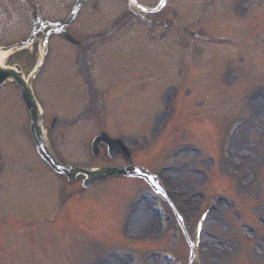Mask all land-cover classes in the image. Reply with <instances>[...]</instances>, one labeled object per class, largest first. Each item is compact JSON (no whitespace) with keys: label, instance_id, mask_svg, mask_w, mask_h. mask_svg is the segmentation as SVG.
Instances as JSON below:
<instances>
[{"label":"rangeland","instance_id":"1","mask_svg":"<svg viewBox=\"0 0 264 264\" xmlns=\"http://www.w3.org/2000/svg\"><path fill=\"white\" fill-rule=\"evenodd\" d=\"M34 1L36 2L35 6L31 0V4L28 5L32 8L33 14L40 13L50 17H61L67 15L70 10V5L66 4L64 0ZM156 1L142 0L148 6L156 4ZM4 2H6L4 9L8 12L6 18L10 22L4 32L11 35V37L6 38L8 42H11L21 37L19 35L21 31L17 27L20 21L26 20L28 7L24 8L21 3L13 0H4ZM182 2L185 3L186 0ZM195 4L194 8L188 11L185 6L182 8L179 3L174 2L158 16H145L120 12L121 4L119 2L98 0L96 7L85 11L83 14L85 25H82V30L77 33L84 39H94L99 34L109 32L126 18H131L130 23H134V25L121 24L120 30H114L115 33L121 34L127 29L129 30L131 26L133 33L146 27L149 34H154L155 31H150L149 25L145 21L150 20L149 23L151 24L159 20L158 18L167 16L176 24L180 23V26L193 29L196 37L190 38L177 32L178 30L171 26L169 30L160 33L161 37H165L162 42L155 38L145 42L142 39L143 36L137 38L135 45L139 52L149 53L146 51L152 49L149 48V44H155L156 48L157 45L159 46L158 49L151 50L152 57H149L147 65L143 58L145 64L142 66L146 65L144 68L137 63L142 58L135 60L134 63L133 70L135 72L137 69L146 70L143 76L149 81L135 83L132 89L129 88L131 90L127 94H123L124 91L120 94L119 91L113 93L110 97L112 101L109 108L107 107L108 115H102L103 95L108 88L103 84L101 77L94 74L97 66H95L96 56L93 53V48L96 46L92 45L88 51V56H84L83 60L85 64L88 60V64L93 66L92 75L94 74L95 77L92 76V78L95 79L96 96L99 98L98 100H84V104L80 105L74 116L84 120L80 126L84 127L85 138L94 132L97 123L108 118L107 123L110 119L113 124L118 123V126L127 129V133H124L123 130L120 133L113 132V134L125 135L128 143L133 147H138L137 149H142L149 143L153 144L152 142H159L151 150L150 155L144 154L142 156L143 161L148 162L153 157L156 158L150 171H154V168L158 167L165 170L172 167L180 169L175 173L171 170L168 171L167 175L172 179L169 189L187 192L188 196L176 198V202L170 203L175 207L177 201L183 202L187 209L188 204L186 205L185 202L188 198L192 200L189 212L191 216H187L184 221L185 231L190 227L192 237L186 235L184 228H181L183 232L179 231L174 218L173 222L170 223L169 230L165 232V236L157 237L154 234L152 237L142 236L140 238L144 239L141 240L136 234L127 233L129 237L126 234L125 222L131 212V205L142 188H138L139 182H128L129 185L126 187L124 186L125 183L119 182L110 187H117L118 193L115 195L111 190L110 197L103 194L101 199V193L95 197L99 202L116 201L117 205H120L114 211L111 209L108 211L115 216V222L117 218V224L114 225L111 222L110 226L117 227L114 229H117L121 234L120 240L107 242L105 237H102L101 240L95 235L98 233H92L91 224H99L102 228L108 226V223L103 226L104 219L99 220L100 217L105 216L104 213L107 211L108 205L105 204V209L101 204L103 213L85 221L90 228L83 227L84 222H81L80 227L71 226L67 229L66 234L59 236L41 231L39 233L40 242L37 239L39 247L35 248L34 246L29 257L19 259L11 264H110L109 261L105 262L106 259H111L110 256L118 254L129 256L134 264H142L148 255L152 256L155 252L159 254L175 252L188 261V241L193 238L194 225L198 215L204 208L211 205L212 199L222 197L225 198L226 204L223 203V205L226 208L224 207L225 209L222 208L221 211L213 214L214 216L207 224L205 235L215 241L216 248L220 249L219 246L222 243H230L235 250L232 251L233 254L226 255V258L221 261L217 260V254H206L205 252V255L203 254L204 264H264V251L258 248V243L264 240V124L261 122V118L251 116L252 111L250 110L254 98L264 97V31L261 35L254 33V31L258 32L260 27L264 28V0H196ZM176 8L179 9L177 17ZM187 13L190 14L187 15ZM14 17L16 22H14ZM253 19L257 20L256 26L251 25ZM95 32L99 33L94 35ZM128 34L136 38L131 32L121 34V36L124 37ZM168 38H174V41L178 43L177 48L173 51H168L162 46V43ZM232 38L240 41V45L230 44ZM218 41L221 44H217ZM143 42L144 48L140 46ZM228 44L231 45V48L227 47ZM42 47L41 45L40 48ZM60 50L62 49L52 45V51L56 55H61ZM64 55L68 64L78 65V50L74 49L72 55L69 52ZM173 59L175 60L174 65L168 64L170 68H164L162 72L154 66L158 62L164 64V61H168L169 63ZM187 66L198 70L196 74L193 73L196 78L199 77L198 80L194 81L192 90L195 96L202 92V98L187 102L184 99H181L184 101L177 99L183 107L184 117H188L189 120L186 123L180 119L175 122L169 129V141L164 146V138L161 141L155 137L161 127L158 120L160 118L166 119L170 114L172 115L173 104L177 103L175 100L177 96L173 90L164 88V85L158 87L151 80L164 79L172 82L178 91L184 92L186 88L185 93H189L187 85H184L185 79L183 80ZM193 74L188 79V87H190L189 82L194 77ZM213 75L218 79H213ZM220 85L222 86L220 87ZM171 87L174 86L167 88ZM211 91L213 95L208 99V92ZM16 97L17 95L9 90L8 85L0 90V120H5V123L10 125L5 130L6 133L8 129L9 131L14 129L12 128L14 122L11 121V114L14 113L13 118L20 116L17 108L11 109L12 106H15L12 100H18ZM173 98L174 100H172ZM65 101V104L71 102V100ZM46 102L48 101L46 100ZM60 105H64V103ZM6 110L7 112H5ZM193 112H198V116H194V114L190 118ZM71 114L73 113L65 108L64 113L61 111L60 117H72ZM250 118L252 123L246 130V146L251 148L253 156L259 160V165L257 168L245 166L244 169L249 175L244 179L242 178L243 169L238 171L234 166H230L228 169L222 167V139L231 125L235 124L234 122L241 125L243 120ZM242 132H245V128ZM80 135H66L62 141L55 135L54 139L58 141L62 151L68 154L71 149L75 152L78 151L77 142L81 137ZM171 135L172 138H170ZM170 144H172L171 147ZM85 145H87V140ZM180 150L183 152L177 156L176 154ZM85 156L88 157L87 150ZM40 184L43 186H33L32 188L35 197L33 201L36 204H42L47 195V188L45 187L47 184ZM108 190L110 191V189ZM227 192L238 196L240 199L229 201L228 198L222 196V194L228 195ZM201 198L204 201L200 204ZM1 199L3 198L1 197ZM166 209L172 214L169 204L166 205ZM257 212L259 215H256ZM185 213L188 211L186 210ZM110 229L114 231L112 227ZM177 231L182 235V240L180 248L175 250L172 239ZM84 232L92 233V235ZM105 234L109 237L112 236L110 232H105ZM42 248H44V252H42Z\"/></svg>","mask_w":264,"mask_h":264},{"label":"bare ground","instance_id":"2","mask_svg":"<svg viewBox=\"0 0 264 264\" xmlns=\"http://www.w3.org/2000/svg\"><path fill=\"white\" fill-rule=\"evenodd\" d=\"M250 110L252 111L251 116H253L254 118H261V122L264 124V99L260 97L254 98L252 100V106L250 107ZM251 123V118L249 120L242 121L241 127L238 129L237 134L234 136V144L232 143L233 151L231 153V158L229 161L223 162L224 167L226 164H234L233 159H235L236 162H239L241 166L253 168L255 165H258L259 160H257L256 157L251 156L252 150L250 147L246 146V130L250 127ZM244 128L245 132H242ZM246 176H248V174L245 173L243 178H245ZM191 204L192 201H190L188 206H191ZM221 205L219 204L217 206L219 207L218 209L222 207ZM151 209L152 207L150 203H148L147 205L143 203L138 207L137 212L135 213L129 224L131 233L143 235L150 233V231L155 228L156 217L152 213ZM213 216V213H211L209 219ZM204 234L205 230L203 231L204 239L202 243V248L204 247V249H206V254H217V260L221 261L223 258H226L225 256H228L231 251L235 250L233 248V245H231L230 243H222L219 246L220 249L216 248L215 241L209 237H206ZM258 248L264 251V240L258 243Z\"/></svg>","mask_w":264,"mask_h":264},{"label":"water","instance_id":"3","mask_svg":"<svg viewBox=\"0 0 264 264\" xmlns=\"http://www.w3.org/2000/svg\"><path fill=\"white\" fill-rule=\"evenodd\" d=\"M10 75H12V73H10V72H8V71H6V70H3V69H1L0 68V79L1 78H5L6 79V77H8V76H10ZM16 78H17V76H15ZM18 79V78H17ZM19 80V79H18ZM20 81V83L22 84V86L25 88V93L27 94V98H28V100L30 101V102H32V104H33V106L35 107V105H34V102H33V100H32V96H31V92H30V90H29V88L27 89L26 88V86L21 82V80H19Z\"/></svg>","mask_w":264,"mask_h":264},{"label":"snow or ice","instance_id":"4","mask_svg":"<svg viewBox=\"0 0 264 264\" xmlns=\"http://www.w3.org/2000/svg\"><path fill=\"white\" fill-rule=\"evenodd\" d=\"M133 2H135V0H133ZM164 0H161V3L163 4ZM145 11H147V9H145Z\"/></svg>","mask_w":264,"mask_h":264}]
</instances>
